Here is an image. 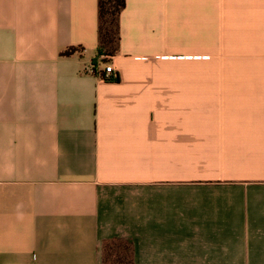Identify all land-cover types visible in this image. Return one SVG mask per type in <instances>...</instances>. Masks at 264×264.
I'll return each instance as SVG.
<instances>
[{
	"label": "crops",
	"instance_id": "crops-1",
	"mask_svg": "<svg viewBox=\"0 0 264 264\" xmlns=\"http://www.w3.org/2000/svg\"><path fill=\"white\" fill-rule=\"evenodd\" d=\"M119 35L104 80L97 0H0V264H102L112 238L264 264V0H125Z\"/></svg>",
	"mask_w": 264,
	"mask_h": 264
},
{
	"label": "trees",
	"instance_id": "trees-1",
	"mask_svg": "<svg viewBox=\"0 0 264 264\" xmlns=\"http://www.w3.org/2000/svg\"><path fill=\"white\" fill-rule=\"evenodd\" d=\"M125 0H97V47L91 60V72L102 79L118 81V75L105 65L116 54L119 47V17ZM81 47H67L61 56H69ZM102 68H99L100 64ZM108 71V72H107ZM105 74H109L108 77ZM102 264H134L132 243L129 239L112 238L101 245Z\"/></svg>",
	"mask_w": 264,
	"mask_h": 264
},
{
	"label": "built area",
	"instance_id": "built-area-1",
	"mask_svg": "<svg viewBox=\"0 0 264 264\" xmlns=\"http://www.w3.org/2000/svg\"><path fill=\"white\" fill-rule=\"evenodd\" d=\"M108 69H110L109 67H108ZM89 71H91V67H89V69H88ZM108 72V71H107Z\"/></svg>",
	"mask_w": 264,
	"mask_h": 264
}]
</instances>
